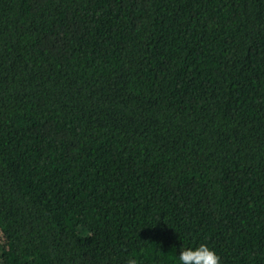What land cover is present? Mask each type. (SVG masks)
<instances>
[{
  "label": "trees",
  "instance_id": "obj_1",
  "mask_svg": "<svg viewBox=\"0 0 264 264\" xmlns=\"http://www.w3.org/2000/svg\"><path fill=\"white\" fill-rule=\"evenodd\" d=\"M200 243L264 264V0H0V264Z\"/></svg>",
  "mask_w": 264,
  "mask_h": 264
},
{
  "label": "clouds",
  "instance_id": "obj_2",
  "mask_svg": "<svg viewBox=\"0 0 264 264\" xmlns=\"http://www.w3.org/2000/svg\"><path fill=\"white\" fill-rule=\"evenodd\" d=\"M162 260L166 264L167 262L170 264H222L218 252L205 243L184 247L178 255L162 257ZM128 264H140L139 254L133 252Z\"/></svg>",
  "mask_w": 264,
  "mask_h": 264
}]
</instances>
